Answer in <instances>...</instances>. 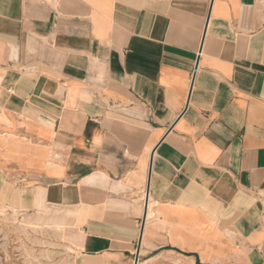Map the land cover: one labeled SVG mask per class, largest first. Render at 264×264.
<instances>
[{
  "label": "crops",
  "instance_id": "obj_1",
  "mask_svg": "<svg viewBox=\"0 0 264 264\" xmlns=\"http://www.w3.org/2000/svg\"><path fill=\"white\" fill-rule=\"evenodd\" d=\"M4 216L66 264H264V0H0Z\"/></svg>",
  "mask_w": 264,
  "mask_h": 264
},
{
  "label": "rangeland",
  "instance_id": "obj_2",
  "mask_svg": "<svg viewBox=\"0 0 264 264\" xmlns=\"http://www.w3.org/2000/svg\"><path fill=\"white\" fill-rule=\"evenodd\" d=\"M49 227H32L0 218V253L5 264H66L62 243Z\"/></svg>",
  "mask_w": 264,
  "mask_h": 264
}]
</instances>
